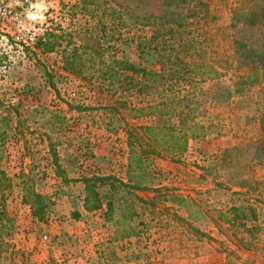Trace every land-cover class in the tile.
Wrapping results in <instances>:
<instances>
[{
    "label": "rangeland",
    "instance_id": "1",
    "mask_svg": "<svg viewBox=\"0 0 264 264\" xmlns=\"http://www.w3.org/2000/svg\"><path fill=\"white\" fill-rule=\"evenodd\" d=\"M93 1L86 15L80 6L72 10L78 0H33L31 9L5 0L22 24L0 20V264H144L151 252L143 254L138 243L154 252L157 240L145 235L142 220L127 219L142 201L150 204L141 219L161 217L165 203H183L199 220L200 241L206 228L214 230L216 264H264V0ZM48 26L89 27L118 59H142L154 71L161 49L168 56L163 80L142 87L138 76L131 83L121 76L108 84L98 77V61L93 67L85 61L79 75L65 72V40L49 53L36 46ZM171 69L182 77L172 92ZM254 69L255 83L241 80ZM166 95L196 133L176 155L150 151L141 128L158 115L136 112ZM77 125H117L129 157L133 149L142 159L133 171L141 186H132L137 177L131 184L114 178L113 211L98 226H75L64 208L77 198L61 189L69 181L64 174L79 170ZM27 190L49 204L45 221L22 202Z\"/></svg>",
    "mask_w": 264,
    "mask_h": 264
},
{
    "label": "trees",
    "instance_id": "2",
    "mask_svg": "<svg viewBox=\"0 0 264 264\" xmlns=\"http://www.w3.org/2000/svg\"><path fill=\"white\" fill-rule=\"evenodd\" d=\"M94 4L96 3L93 0H78V3L73 4L71 8L73 10L76 6H80V10L86 14L89 12L88 8L95 6ZM105 16H111V14H105ZM92 32L93 29L89 27H77L76 29L67 32L56 27L54 30L51 29L46 31L43 38L37 42L36 46L42 53H49L53 52L56 47L61 45L62 42H59L60 40H65V44L63 45L64 53L61 68L63 71L70 74H81V72H83V68H86L85 61L88 67L95 66V62L98 61L99 64H96V67H98V77L103 82H108V84H113L114 81L118 80L121 76H123L126 83L133 82L134 76H138L139 80L137 83L142 87H144L143 82H146L147 80L152 83L163 80L166 70L164 58H168V56L161 53V49L160 55H158V58H160V67L158 70L154 71L151 68L146 67L144 63L141 62L142 59L139 63H135L133 61L131 62L123 58L118 59L116 55L112 53V45L98 39L96 36H92ZM74 38H76V42L74 41ZM60 47H62V45ZM163 50H166V47H164ZM171 70L173 72V75L170 76V81L172 83L168 86V88H170V92H172V88L177 85L178 80L182 78L176 74V71H174L175 69ZM180 70H182L185 74L189 71L186 66ZM255 72L256 70L252 73L244 74L241 80H244L250 85L255 83ZM172 98L173 96L166 95L163 101L156 102L152 106L145 107V109L142 108L136 110L139 116L146 114V111L149 110H152V112L158 115L159 120L157 123L153 125H146L141 128V130H143L142 136L146 144L149 146L150 151L156 150L159 153L162 152L169 155L180 154L187 149L189 139L196 136L193 128L191 126H186L188 125L186 120L187 116L184 115L183 112H177L175 108H172V105L174 104ZM173 119L177 120L176 123L175 121L171 122ZM131 144L132 143L130 141V145ZM141 162V156L137 155L132 149L130 152L127 171L129 184H131L133 178L142 177L137 174L134 175L133 173V171L137 168H141ZM81 182L85 186L84 207L85 210L89 212L97 210L101 207V197L97 191L98 186L100 187L106 183L110 185L112 190L115 188L114 178L110 177L82 178ZM137 183V185L132 186L137 188L140 187L142 179L140 178ZM139 200L141 199L139 198ZM22 202L29 205L34 219L38 221H45L49 204L45 201L43 196L34 193L31 190H27ZM232 210L234 211L235 209ZM112 211L113 201L111 199L107 204L106 219H110L109 216ZM73 218H77L76 215H73ZM123 218L125 219L126 217L123 216Z\"/></svg>",
    "mask_w": 264,
    "mask_h": 264
},
{
    "label": "crops",
    "instance_id": "3",
    "mask_svg": "<svg viewBox=\"0 0 264 264\" xmlns=\"http://www.w3.org/2000/svg\"><path fill=\"white\" fill-rule=\"evenodd\" d=\"M45 126L47 128L49 127V125ZM115 126L117 125H77L74 127L82 134L79 138L80 140L78 139L79 170L77 174L69 173L67 175L68 177L64 174L65 170L61 172L65 175V178L69 180L65 182L66 186L64 188L61 187V189L64 190L67 188V190H69V195H77L76 199L70 197L71 200L66 201V207L64 206L66 212L67 210L68 212L70 211L68 216L70 219L69 222H72L75 226L84 225L83 227H85L91 222H94V224L98 226L97 222L99 223L101 220L103 224H105V220H107V204L111 200L113 193L110 185L105 184L100 187L98 186L97 191L101 197V207L90 212L86 211L84 207L85 186L81 182L82 178H89L92 174H95L103 178H120L124 182L128 179L126 178L129 164L128 141L127 137L124 136L125 134L122 135V137L120 136L119 131H117L118 128L116 127L117 129H114ZM89 130H92V135L94 136L86 139L87 133L85 132ZM51 136L52 133L50 134L47 131L45 135L46 141H44L45 144L48 140L45 146L46 151H49L51 146ZM87 141H89V143H87ZM93 162L96 164L94 169L91 167ZM56 170L58 169L56 168ZM56 175L60 177L58 171H56ZM56 175L54 174L53 176L60 179ZM180 192L184 194L183 191ZM182 194L178 193L176 197L187 199L185 196L187 194ZM142 202L132 204L134 211L127 219H132L133 221L138 219L137 222L142 220L146 227V230H144V233H146L145 235H151V238L157 240L155 246L158 250L154 252L150 251V247L145 246V243H138L140 245L138 247L139 249L144 247L142 249L143 254H146L144 252H151L149 254L150 256L146 254L147 259L143 261L144 264H216L215 243L213 240L215 238L214 230L211 231L212 228H206L207 240L200 241L198 239L200 238L198 237L199 220L194 218L193 214L185 209L183 203H165L163 206L166 212H164L161 217L151 214V217L148 216L145 219H141V217L144 216V211L147 210L146 207L150 204L144 201ZM169 207L176 209V213L181 215V217L168 214L167 209ZM73 215H76L77 218H73ZM146 216L145 214V217ZM148 224H150V226ZM206 224L207 226L209 225L208 219H206ZM187 225H189L190 228H184V226L187 227ZM99 237H101V235H99ZM100 241H103V239L100 238ZM131 264H133V262H131Z\"/></svg>",
    "mask_w": 264,
    "mask_h": 264
},
{
    "label": "built area",
    "instance_id": "4",
    "mask_svg": "<svg viewBox=\"0 0 264 264\" xmlns=\"http://www.w3.org/2000/svg\"><path fill=\"white\" fill-rule=\"evenodd\" d=\"M25 4L28 5V8H32V2L33 0H23ZM0 20L2 22H13L14 25H21L22 20L20 18H16V15L9 9V6L5 3V0H0ZM7 27V26H6ZM51 30L50 27H46L45 31ZM38 38L37 34L31 33V36L29 37L30 42H35ZM44 240L47 239V235H44Z\"/></svg>",
    "mask_w": 264,
    "mask_h": 264
}]
</instances>
